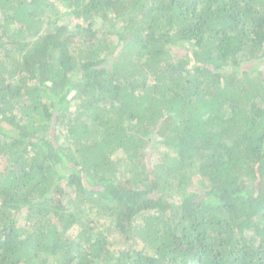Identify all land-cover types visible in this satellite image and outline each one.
<instances>
[{
	"label": "trees",
	"instance_id": "16d2710c",
	"mask_svg": "<svg viewBox=\"0 0 264 264\" xmlns=\"http://www.w3.org/2000/svg\"><path fill=\"white\" fill-rule=\"evenodd\" d=\"M0 264H264V0H0Z\"/></svg>",
	"mask_w": 264,
	"mask_h": 264
},
{
	"label": "rangeland",
	"instance_id": "374dc122",
	"mask_svg": "<svg viewBox=\"0 0 264 264\" xmlns=\"http://www.w3.org/2000/svg\"><path fill=\"white\" fill-rule=\"evenodd\" d=\"M62 19H63V18H62ZM61 22H62V20H61ZM191 189H192V190H194V189H195V187H194V186H191Z\"/></svg>",
	"mask_w": 264,
	"mask_h": 264
}]
</instances>
